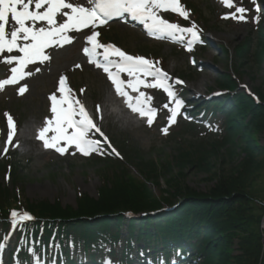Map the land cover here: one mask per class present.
I'll use <instances>...</instances> for the list:
<instances>
[{
  "label": "trees",
  "instance_id": "obj_1",
  "mask_svg": "<svg viewBox=\"0 0 264 264\" xmlns=\"http://www.w3.org/2000/svg\"><path fill=\"white\" fill-rule=\"evenodd\" d=\"M252 44L248 39L238 47L236 58L240 65L251 62V58L261 63L263 30L255 51ZM218 86L235 93L225 101L214 100L193 110L191 115L198 121L189 124L196 128L198 122L208 123L217 128L219 136L193 144L180 135L179 151L165 163L146 160L136 148L120 140L126 152L124 161L109 154L92 158L116 170L111 177L106 176L97 198L80 194L76 206H63L59 201L24 203L15 189L0 180V239L8 229L5 219L10 210L18 208L37 218L19 230L18 256L24 261L33 259L29 251L33 248L40 259L58 258L65 264H97L107 256L133 264L136 251L146 254L142 264H172L174 259L181 261L189 250L195 252L198 264H264L263 237L254 226L261 221L259 215L256 221L254 217L253 187L264 171V146L255 138L256 133L264 131V83L257 88L258 102L236 91L238 83L230 73L222 76ZM222 150L227 155L225 160L235 152L240 159L218 166L217 173H212L215 185L203 192L186 184L189 169L211 167V158L219 157ZM7 164V169L11 166L17 173L12 180L16 186L22 180L18 172L21 166ZM127 164L137 168L142 180L126 171ZM175 165L182 171L173 173ZM5 169L6 164L0 163V176ZM164 177L167 188L155 195L149 184L159 186ZM165 207L174 208L164 210ZM128 211L156 213L128 219ZM236 240L239 253L233 255L231 245Z\"/></svg>",
  "mask_w": 264,
  "mask_h": 264
},
{
  "label": "rangeland",
  "instance_id": "obj_2",
  "mask_svg": "<svg viewBox=\"0 0 264 264\" xmlns=\"http://www.w3.org/2000/svg\"><path fill=\"white\" fill-rule=\"evenodd\" d=\"M181 3L190 13L188 20L173 18L169 13H161V15L181 27L191 26L194 22L198 30L206 36L205 45L197 44L193 50L184 51L182 48L185 47L181 43L178 48L172 41L151 40L139 28L120 22L102 28L101 39L106 44L111 43L121 47L127 53L158 62L157 66L163 68L170 77L172 75L183 77L186 83L184 87L179 88V92L185 94L193 103H203L209 95L223 90L218 86V82L225 73L235 77L239 91L256 93L257 88L264 83V57L259 64L253 62L251 58V62L240 65L236 51L248 39H252L253 51L257 48L260 31H264V0H256V4L261 7L259 14L254 10L253 0H234L236 7L242 6L249 10L246 13L247 22L224 19L225 15L235 9L227 8L220 0H181ZM257 15H260L258 24L254 22V17ZM83 42L84 36L81 34L80 37H75L70 45L50 49L51 60L39 66L41 71L38 73L35 72L36 66H30L34 74L21 82L29 86V91L23 96L18 93L20 85H8L0 90V163L6 164L0 180L10 189H15L24 203L26 200L50 203L59 201L63 206H76L80 194L97 198L99 188L103 185L106 176L111 177L116 172L113 168L105 166L103 162H94L91 156L85 157L79 153L60 155L54 150H46L42 142L37 141L39 129L44 126L45 119L51 116L47 95L55 92L56 79L63 73L69 77L73 89L77 88L76 96L94 110L104 131L125 157L126 152L120 145V140L136 148L146 160L155 159L165 163L168 159L173 160L182 145L178 136L186 137V141L193 144L206 141L204 138L219 136L218 131H213L205 124L195 128L187 122H182L180 118H177L176 124L169 125L170 113L163 107L165 103H169V98L160 89H145L153 98L151 103L159 107L155 122L149 126L147 121L139 120L137 114L127 108L126 101L112 90L109 81L98 69L87 63H83L80 69L75 67L81 62L79 48ZM193 59L196 60L195 63ZM9 75L8 66L0 64V80L8 78ZM223 92L224 94H218L213 98L221 95L230 98L232 95L228 91V94L226 91ZM171 105L169 104V107ZM97 106L100 108L99 113ZM8 114L12 115L17 124L14 141L19 142L18 147L7 145ZM165 127L169 129L167 135L162 132ZM255 138L260 146H264V131L256 133ZM6 146L11 152L8 151V154H14L13 157L10 156L12 160L7 161L6 156L2 154L5 153ZM220 153L223 154L224 150ZM220 153L219 157L211 158L213 162L211 167L201 169L195 166L189 169L185 179L186 184L197 191L206 192L216 183L213 174L217 173L218 166H228L232 161L236 162L240 159L237 152L235 155L231 154L233 158H229L230 155L226 160L224 157L227 156L226 153L223 156ZM11 162L19 163L21 166L18 172L22 180L16 186L13 183L17 175L14 170L11 172V180L5 177L7 163ZM126 166L128 173L142 180L137 168L131 164ZM172 167L173 173L180 170L176 165ZM262 173L263 178L253 185L256 190L254 217L256 221L259 215L261 221L259 225L255 223L254 226L261 232L264 243V171ZM166 183L164 177L161 178L159 186L151 183L149 185L155 195H160L161 189L167 188ZM14 243L15 238L12 237L7 243V253L13 248ZM236 243L237 240L231 245L233 255L239 253Z\"/></svg>",
  "mask_w": 264,
  "mask_h": 264
},
{
  "label": "snow or ice",
  "instance_id": "obj_3",
  "mask_svg": "<svg viewBox=\"0 0 264 264\" xmlns=\"http://www.w3.org/2000/svg\"><path fill=\"white\" fill-rule=\"evenodd\" d=\"M222 3L229 9H235L224 19L247 22L248 9L236 7L234 0H222ZM253 4L259 14L261 7L256 0ZM167 12L176 13L185 20L190 17L181 0H0V64L8 66L10 72L8 78L0 80V90L8 85H20L18 93L23 96L29 91V86L21 82L34 74L30 66H36L35 72H40L39 66L51 60L50 49L72 44L75 40L73 33L83 34L88 45L83 48V53L88 62L107 74L128 109L146 118L151 126L158 109L152 106L153 98L145 89H162L169 98V103L163 105L170 113L168 123L174 125L185 106V102L177 96L175 85L184 82L179 79L173 81L166 71L157 66L158 62L101 42L102 33L99 30L115 19L127 22V18H131L142 24L149 36L187 40L191 50L193 44L200 42L198 26L194 22L190 27L172 23L161 15ZM254 22H260V15L254 17ZM75 67L80 68L81 65ZM57 91L59 95L52 93L48 97L51 116L45 119L44 126L38 131L37 139L42 146L60 155L79 153L85 157L93 154L103 156L107 149H111V153L119 157L120 153L111 145L85 104L73 94L66 75L60 77ZM169 104L174 106L169 107ZM97 112H100L99 106ZM7 126V145H13L16 124L10 114L7 115ZM168 131L167 127L162 130L165 135ZM8 151L6 146L4 152ZM33 219L27 211H10V222L14 227ZM104 264L113 262L106 259Z\"/></svg>",
  "mask_w": 264,
  "mask_h": 264
},
{
  "label": "bare ground",
  "instance_id": "obj_4",
  "mask_svg": "<svg viewBox=\"0 0 264 264\" xmlns=\"http://www.w3.org/2000/svg\"><path fill=\"white\" fill-rule=\"evenodd\" d=\"M73 35L79 37L80 34H78V33H73Z\"/></svg>",
  "mask_w": 264,
  "mask_h": 264
}]
</instances>
